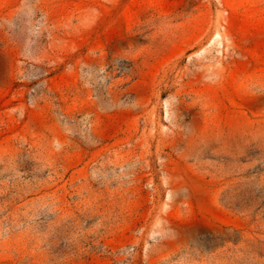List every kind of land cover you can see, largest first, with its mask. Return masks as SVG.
<instances>
[{
  "label": "rangeland",
  "instance_id": "1",
  "mask_svg": "<svg viewBox=\"0 0 264 264\" xmlns=\"http://www.w3.org/2000/svg\"><path fill=\"white\" fill-rule=\"evenodd\" d=\"M0 264H264V0H0Z\"/></svg>",
  "mask_w": 264,
  "mask_h": 264
}]
</instances>
